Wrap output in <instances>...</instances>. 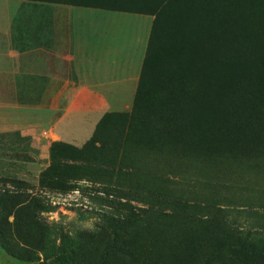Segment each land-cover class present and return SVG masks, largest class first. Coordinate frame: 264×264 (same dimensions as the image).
Returning <instances> with one entry per match:
<instances>
[{
  "label": "rangeland",
  "instance_id": "obj_1",
  "mask_svg": "<svg viewBox=\"0 0 264 264\" xmlns=\"http://www.w3.org/2000/svg\"><path fill=\"white\" fill-rule=\"evenodd\" d=\"M33 1L41 21L64 7L115 5ZM117 1L120 11L146 9L154 18L147 7L156 0ZM263 1L185 0L193 6L184 13L183 29L193 26L194 53L207 45L214 72L229 67L222 64L234 56L239 65L233 79L214 83L209 106L199 105L205 92L192 57L169 70L159 66L155 52L144 102L108 117L87 144L55 143L43 151L16 132L0 134V192L30 199L14 223L13 216L2 223L12 234L4 244L36 260H19L0 247V264H49L62 250L70 264H204L209 238L222 233L226 221L264 231V9L260 15L255 10ZM225 3L234 11L223 9ZM242 34L247 41L239 42ZM179 42L189 45L185 34ZM171 74L185 84L170 80ZM222 168L225 185L217 189L200 177ZM151 227L163 232L161 244L149 243ZM38 229L44 231L40 241Z\"/></svg>",
  "mask_w": 264,
  "mask_h": 264
},
{
  "label": "crops",
  "instance_id": "obj_2",
  "mask_svg": "<svg viewBox=\"0 0 264 264\" xmlns=\"http://www.w3.org/2000/svg\"><path fill=\"white\" fill-rule=\"evenodd\" d=\"M43 19L37 1L0 0V134L82 146L106 113L131 109L153 17L64 7Z\"/></svg>",
  "mask_w": 264,
  "mask_h": 264
},
{
  "label": "trees",
  "instance_id": "obj_3",
  "mask_svg": "<svg viewBox=\"0 0 264 264\" xmlns=\"http://www.w3.org/2000/svg\"><path fill=\"white\" fill-rule=\"evenodd\" d=\"M70 1V0H63ZM77 3H80L82 0H75ZM74 1V2H75ZM111 3L115 5H107L104 6L106 9H116L121 10L124 8H119L116 4L119 3L117 0H109ZM105 4L109 2L102 1ZM147 3L151 5V2L147 0ZM82 4L86 5V2ZM263 6L259 4L255 5V10L257 15L262 14V9H264V1ZM117 7V8H116ZM153 7V8H152ZM148 6V12L154 14V18L152 21V27L149 35L144 66L141 72L139 85L137 89V94L135 100L132 104V112L138 107V105L142 104L145 100L147 89L149 87V76L151 73V55L152 53L157 52L159 55V66H167V69L173 70L172 66H185L182 60H188L189 57L193 59L194 67L201 69L199 74L200 77L197 80L199 85H201L204 90V100L199 105L201 107H206L210 105V101L213 99L211 95L212 88L216 81L227 83L230 79H233L239 71L236 70L234 66H239L235 61V56L233 60L222 64V66H229L220 71L214 72L212 66L217 65L215 62L214 56H212L210 50L205 48H201V52L194 53V46L191 44V35L190 30L193 26L187 25V28H184L186 18L184 17V13L188 8H193L191 4L185 2V0H156L154 4ZM223 9L226 11H234L233 7L229 3H225L223 5ZM134 10V9H133ZM146 10V9H145ZM137 12L147 14L146 11ZM142 11V9L140 10ZM149 14V13H148ZM151 15V14H149ZM261 19L262 25L264 24V19ZM245 24V23H244ZM261 25V26H262ZM260 26V27H261ZM183 29V30H182ZM185 34L187 36V41L189 45L187 47L181 46L179 42L180 36ZM245 42L246 34H242L239 38V42ZM208 44V43H206ZM182 47V48H181ZM244 58L239 55L238 62H243ZM234 61V62H233ZM185 62V61H184ZM225 64V65H224ZM190 66V65H189ZM240 66V72L243 68ZM264 69V67H263ZM178 76L174 74L169 75L168 78L170 80H175ZM182 77H178V84L184 85ZM172 81V82H173ZM171 82V81H170ZM153 85V84H152ZM172 103H169L170 106ZM124 112V111H123ZM132 112L126 117L127 120L130 119ZM120 112H109L106 113L98 122L97 127L91 136V138L86 141L83 145L90 142V140L95 136L96 132L100 128V126L104 123V121L110 117ZM234 138H237V134L231 133ZM55 143H65L62 141H53L50 147ZM69 144V143H67ZM49 147V148H50ZM229 173V172H228ZM204 182H208L211 187L217 189L221 185H225V170L220 169L213 173L205 174L204 176H200ZM233 178L227 175V182H229V186H232ZM215 194L217 197H223L227 199L228 202H234L233 198L230 196H222L219 191L215 190ZM264 199V197H262ZM30 201L27 197L20 196H12L8 192H0V247L3 251H5L8 255L15 256L17 259L27 262L36 261L35 259H31L29 257H20L11 252L6 245L4 244V239L6 237H10L11 231L8 228L3 227L2 223L8 221L10 216H13V221L10 223H14L16 220L17 212ZM225 222V221H224ZM40 232L41 238L44 234L42 229H38ZM149 243H152L153 246L162 243V235L160 230L151 227L149 231ZM218 237L209 238V242L211 245V253L204 260V264H264V231L263 230H252L248 228H243L237 224H232L228 221L225 222V226L223 227L222 233H216ZM227 237L228 240L225 238ZM224 238V239H223ZM176 243H180L181 239L178 238L174 240ZM203 242L201 241L197 249L202 248ZM40 247V246H39ZM230 250L229 253L224 254V251ZM117 251L119 253H124L120 247H118ZM49 264H70L69 256L66 250H62L59 253L55 254L51 258L48 259Z\"/></svg>",
  "mask_w": 264,
  "mask_h": 264
}]
</instances>
